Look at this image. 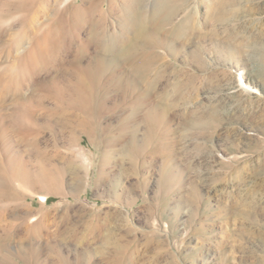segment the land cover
I'll return each mask as SVG.
<instances>
[{
    "label": "rangeland",
    "instance_id": "374dc122",
    "mask_svg": "<svg viewBox=\"0 0 264 264\" xmlns=\"http://www.w3.org/2000/svg\"><path fill=\"white\" fill-rule=\"evenodd\" d=\"M19 1L0 0L11 16L0 26V76L23 78L33 113L8 154L0 135L11 185L0 260L264 264V0H127V13L124 0H69L65 26L85 10L77 39L34 58L27 35L54 11L37 4L27 15ZM88 14L117 32L132 17L133 45L97 47ZM100 65V111L87 118L59 87Z\"/></svg>",
    "mask_w": 264,
    "mask_h": 264
},
{
    "label": "bare ground",
    "instance_id": "6f19581e",
    "mask_svg": "<svg viewBox=\"0 0 264 264\" xmlns=\"http://www.w3.org/2000/svg\"><path fill=\"white\" fill-rule=\"evenodd\" d=\"M67 1L69 0H28V1L20 0L17 3L16 9L19 11H25L27 15L34 12L35 10L34 8L37 4H41V5L46 4L49 6V7L47 6V8L53 9L54 11V18L51 20L50 18L47 19L49 21L47 25L44 27L45 29L41 27L42 24H40L38 25L39 29L42 28L40 31L34 33L33 35H27L30 38V41H29L30 45L33 46V49H31L29 52L26 53V56L28 58H34V56H36L37 54H40L42 57L49 56L50 50H46L45 48L42 49L40 47L44 44L55 43V45H57L58 48L57 50H54V51H58L63 48L62 46L70 44L71 42L77 39L79 30L82 26V19L85 16V10L82 8H79L76 14L71 17L69 25L65 26L64 19H65L66 8H64L65 7L64 5L65 4L67 5L66 3ZM123 2H124L123 10L127 13V11H130L134 2L132 1L130 3V1H127V0H124ZM88 15L89 16L87 17L91 18V22H90L91 41H93L94 44L97 45V47L98 46L101 47L103 51H106L108 53H113V52H119V51L123 52L126 48L133 45V42L129 35H130V32L135 29L136 24L133 23L132 17L130 16L126 17L125 22H124V25H125L124 29L120 32H117L115 28L109 29L105 26V24L97 23L95 17H93V14H88ZM10 18L11 16H9L7 13L6 14L2 13L0 15V26L4 23H7ZM158 20L163 21L164 18L160 16L158 17ZM28 22L35 23L33 19H29ZM3 29L4 27L0 28V37H1V34L3 33ZM19 36H20V43H24V38L21 35ZM148 39L149 37H146L144 35L143 41L146 42L148 41ZM55 45L53 44V46ZM44 46H47V45H44ZM46 48H49V46ZM135 55L136 53L130 52L128 50L124 54V59L126 61H131L133 60L132 57L136 58ZM103 67H104L103 65L102 66L100 65V68L95 70L92 73L84 71L83 69H80L78 77L73 76L77 78V81L75 80L74 82L72 81V83L70 85H67L66 87H59L60 90L72 92L70 93L71 96L68 99L69 103H71L72 105L75 104L77 105V107H80L82 111L87 115V118H92L93 116H96L95 113H98L100 111L97 108L98 103L95 100L93 90H94V87L97 85V80H99L100 79L99 77L102 75L98 73L104 69ZM140 68H141V65L138 64L136 66V69H140ZM22 81H23V78H20L18 74H1L0 76V89H1L0 97L3 99L2 102H0V135H3L4 133L8 132L7 134L10 137L7 143L5 144L6 149L2 147L6 150V154L11 152V150L14 148L15 144L13 145L14 143L13 135L15 136V134H18L19 129H21L22 131V129L28 128L30 121L32 120L33 109L31 108V105L29 104V100L31 99L28 100L26 97L23 96L22 91H21ZM43 86H45L44 88H46L47 84ZM124 88H128V84L125 85ZM122 127L126 128L127 124L122 125ZM130 135H131L130 136L131 147L136 152L142 151L143 147L145 148V144H141L136 140L135 132H131ZM2 165H3L2 160L0 158V215L5 217V215H7L11 210V208H6L7 204L9 203L8 201L10 199L11 192L9 188L11 185L7 181V179H5L4 177L5 175L3 176L4 166L2 167ZM32 249L35 253L34 254L35 256L39 254L38 249L36 247L32 246ZM9 261L10 259L8 258V255H7V257L6 256L3 257L1 263L9 264ZM59 261L63 264H69L67 262V258L65 259V257L63 256L59 257Z\"/></svg>",
    "mask_w": 264,
    "mask_h": 264
}]
</instances>
